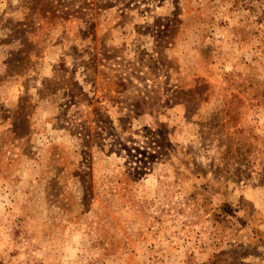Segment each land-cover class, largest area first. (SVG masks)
<instances>
[{
	"label": "rangeland",
	"instance_id": "rangeland-1",
	"mask_svg": "<svg viewBox=\"0 0 264 264\" xmlns=\"http://www.w3.org/2000/svg\"><path fill=\"white\" fill-rule=\"evenodd\" d=\"M0 264H264V0H0Z\"/></svg>",
	"mask_w": 264,
	"mask_h": 264
}]
</instances>
